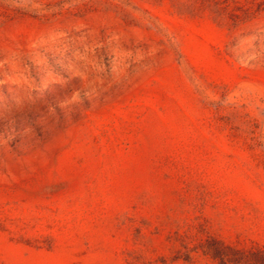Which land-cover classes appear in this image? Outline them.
Here are the masks:
<instances>
[{
	"label": "rangeland",
	"instance_id": "1",
	"mask_svg": "<svg viewBox=\"0 0 264 264\" xmlns=\"http://www.w3.org/2000/svg\"><path fill=\"white\" fill-rule=\"evenodd\" d=\"M0 264H264V0H0Z\"/></svg>",
	"mask_w": 264,
	"mask_h": 264
}]
</instances>
